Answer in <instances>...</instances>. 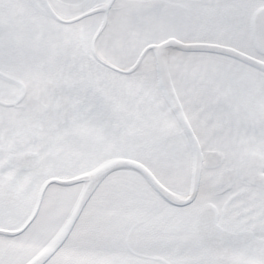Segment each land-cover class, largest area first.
<instances>
[{
  "label": "snow or ice",
  "instance_id": "6c2138e0",
  "mask_svg": "<svg viewBox=\"0 0 264 264\" xmlns=\"http://www.w3.org/2000/svg\"><path fill=\"white\" fill-rule=\"evenodd\" d=\"M0 264H264V0H0Z\"/></svg>",
  "mask_w": 264,
  "mask_h": 264
}]
</instances>
